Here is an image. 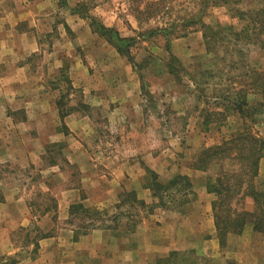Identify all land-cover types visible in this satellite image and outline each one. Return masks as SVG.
Masks as SVG:
<instances>
[{
	"label": "rangeland",
	"instance_id": "374dc122",
	"mask_svg": "<svg viewBox=\"0 0 264 264\" xmlns=\"http://www.w3.org/2000/svg\"><path fill=\"white\" fill-rule=\"evenodd\" d=\"M260 1L242 0L243 3L236 5L231 0H0L1 12H18L8 24L17 22L14 24L17 29H26L28 35L36 36L41 48L31 55L21 56L19 61L31 66L33 72L42 66L39 71L45 75L49 73L48 76H41L40 80L39 76L30 79L25 90L20 89L21 92L25 91L22 93L24 100L14 103L10 101V94L16 83L0 80V158H6L9 162L24 149H34V141L39 140H32V137L41 135L44 166L58 164L60 169H67L71 177L67 179L68 182L62 176L59 182L51 177L40 179V174L33 167L24 169L22 164L15 162L0 163L1 173L19 189L32 191L26 197L39 214L54 209L55 198L49 190L44 189L54 190L62 185V181L77 187L81 181L77 164L66 159V156L71 155L67 144L62 140L51 141L55 131L62 135L67 133L63 121L67 114L77 119L74 128L78 134L75 137L85 145L86 155L80 151L79 159L82 161L86 156L90 157L93 160L90 168L93 166L99 173L107 171L101 164L105 156L129 158L130 154L137 155L141 167V155L149 153L154 157L165 147H169L170 151L164 149L159 156L169 154L170 158H177L181 167L191 168L194 157L201 149L220 143L231 132L245 126L264 140V105L256 107V114L251 115V119H244L239 117L232 104L222 101L223 97L243 96L246 93L248 105L260 103L261 96L254 90H247L246 84L249 80L247 77H250L248 75L264 71V34H260L257 29H264V15L261 18L257 16L259 23H255L257 27L252 29L254 37L249 33V38L258 39V43L245 39L248 36L241 29L244 24L251 26L250 23L256 18L252 9L245 8L246 3L254 6ZM22 6L26 10L20 12ZM200 11L203 14L200 15ZM242 11L245 14L240 19L236 14ZM30 12L35 18H31ZM25 15L26 19L18 20ZM194 16H200V24ZM90 22L113 28L121 37H132L134 41L129 53L133 63L118 54L104 37L92 32ZM33 23L37 24V31L31 27ZM166 40L169 50L165 45ZM50 51L53 54L49 55ZM55 56H58V67L53 63ZM16 67L0 65V75L7 76ZM77 67L82 68L80 72ZM37 89L43 91L42 96L34 92ZM32 90L33 93L30 92ZM108 97L112 103H109ZM222 104L227 105V111ZM18 105L31 108V111L35 106L47 112L50 108L55 109V127H48L52 122L49 121V115H44L46 127L39 134L34 126L42 124V118L36 117V121L31 113L28 116L32 118L26 120L24 111L16 107ZM109 106L115 108V113H107ZM117 108L124 110L127 115L119 114L121 111H117ZM128 122L133 128L135 125L148 124V131L144 132L143 128L139 131L130 130L126 124ZM186 125L194 126L193 130H185ZM119 139L124 142H118ZM168 163V160L164 161L160 174L151 169L159 181L164 183L176 174L186 175L179 172L168 174ZM229 166L235 168L232 163ZM208 174L209 171H202L199 177L193 178L197 182L193 188L205 183ZM144 177L145 170L138 177V186L140 184L141 188L146 181ZM254 180L258 186H264V165L259 167L258 164ZM120 194L101 206H84L82 201L74 203L99 213L92 215L95 211L84 213L78 209L76 215L69 214L68 224L79 232L86 225L89 232L97 229L105 235L135 233L138 238H121V241L130 244L128 240H138L131 243L133 247L136 243L138 245L136 264L176 262L177 256L166 262L158 261L162 255L147 258L146 251L161 247L169 237L172 240L181 238V235L184 237L185 234L178 229L180 220L166 217L170 224L162 225L155 220L161 216L157 209H164L159 206L158 198L136 194L137 199L145 205L131 206L129 202L119 203ZM80 196L84 198L83 192ZM149 197L151 199L147 202ZM237 209H252L250 198H242ZM125 221L136 224L135 228L122 231ZM44 234L41 228L33 232H25L20 228L12 233L11 238L16 240V244L26 245L30 238L37 239ZM256 238L264 242L260 234H254L247 226L238 235L228 233L222 246L216 239L218 247L215 243L212 246L206 242L204 251H177H185L183 264H192L193 260L198 264H241L243 260L248 263L250 260L244 259L246 249L238 245L248 243L256 251L262 248ZM105 239L108 243L104 257L99 263L90 259L89 264H115V245L110 241L114 238ZM261 250L264 251V248ZM5 260H0V264ZM258 264H262V261L258 260Z\"/></svg>",
	"mask_w": 264,
	"mask_h": 264
},
{
	"label": "crops",
	"instance_id": "0c3cea01",
	"mask_svg": "<svg viewBox=\"0 0 264 264\" xmlns=\"http://www.w3.org/2000/svg\"><path fill=\"white\" fill-rule=\"evenodd\" d=\"M47 5H50V3ZM47 5L44 4V6ZM21 10H26L25 6H22L19 11L21 12ZM39 12L40 10H38L36 14L37 16L39 15ZM15 13L18 15V12L14 10L0 11V65L7 68L17 66L16 69L11 70L7 76L0 75V80L6 79L11 81L10 83H16L17 86L15 85L12 88L10 94V101L13 103L24 100L22 93L25 91L21 92L20 89L25 90L24 88L30 79L39 76L38 78L40 80V77L45 75L39 71L42 66L37 67L33 72V70L31 71L30 69L31 66L25 64V62L23 63L22 61H19L21 56L31 55V53H34L41 48L39 47L36 36L28 35L26 29H17V25H14L17 22L8 24L11 23L10 18L14 16ZM30 14L32 15L31 18H35L32 12H30ZM21 19H26V15L18 20ZM31 27H34V30L36 31L38 30L37 24L33 23L31 24ZM15 39H17V41H15ZM57 49L59 50V48ZM57 49L55 50L56 52L58 51ZM51 54H53L52 51L49 52V55ZM51 58L52 57H50V59ZM51 61L53 62V59H51ZM57 62L58 56H55L53 62L55 67H58ZM81 69L82 68L77 67V71L80 72ZM48 75L49 73L45 76ZM38 89L34 90V92H37L39 93V96H42L43 91ZM30 92L33 93V90ZM133 95H135V92ZM133 95L132 98H135ZM108 99L109 103H112L111 98L108 97ZM106 102L108 101L106 100ZM16 107H19L18 109L24 111L26 120L32 118H29L30 115L28 116V114L31 113L34 114L33 118H42V124L39 122L40 125L34 126L35 131L39 134L46 127V122H44L43 117L44 115H49V121L52 122L48 127L56 125L55 119H53V117L56 116L55 109L53 108H50L47 112V110L42 108L39 109L38 106H35L33 111L30 110L31 108L27 109L24 105H18ZM112 107L113 106H109L107 108V113H115V108L112 109ZM119 109L117 108V111H119ZM120 111L119 114L127 115L126 112L124 113V110L120 109ZM41 118H38V121H41ZM63 121L67 133L62 135L57 133L53 128L52 131H55V140L53 139L51 141L62 140L67 144L68 149L71 150V155L70 157L66 156V159L70 163L77 164V168L80 171V184L77 187L67 185L66 182L69 181L67 179L71 177L70 172L64 168L60 169L58 164L53 163L44 166L42 159L43 143L41 142V135L32 137V140H39V142L34 141V149H24L22 153L18 154L19 156L16 158L13 157L9 162L22 164L24 169L25 167H33L34 170L40 174V179L51 177L59 182V177L62 176L66 178V182L62 181V185L57 186L54 190L48 188L44 189V191H50V194L55 198L56 205L54 209H51L50 211L46 210L44 213L39 214L37 209L35 210L32 208V204L28 202V198L26 197L27 194L32 193V191L19 189V187L11 183L10 180L6 178L5 174L1 173L2 170H0V260L3 261L6 258H12L15 260L13 264H89V260L93 259L97 261L96 263H99V260L104 257V251L106 249V244L108 243L105 238H114V240L110 241L115 245L116 252H113L116 258L114 261L115 264H136L138 262V245L136 243L133 247L131 243L132 241L138 240L130 239L128 240L131 241L130 244L121 241V238H138L133 232H130L127 235H105L99 230L93 229L86 234L79 235L77 240H74V230L68 224L67 220L69 217L70 205L81 201L84 206L106 205L107 201L109 202L121 191H135V193L141 197L145 194L150 196L147 189L141 188L140 184L138 186V177L142 176L144 173L143 166L160 174L165 160H168L169 162L166 164L168 165L166 170L168 174L171 175L176 172L184 173L192 178L193 184L196 182L193 178L199 177L202 171L189 167H181L177 158H170L171 155L169 154H167L169 157L167 155H164L163 157L159 156L160 152L164 149L167 150L168 148V151H170L169 147H165L161 148L157 155H155L158 157H151L152 155L149 153L141 155L143 162L141 167L138 165L139 156L137 155L130 154L131 156H129V158L105 156L102 159L101 164L107 169V171L106 173H99L95 168H92L93 166L90 168L91 162H93L90 157L86 156L82 161L79 159V152L81 151L83 155H86V150L84 149V143L75 137L77 132L74 127L77 125V119L73 117L72 114H67L64 116ZM126 124L130 130L135 129L139 131L143 128L144 132L148 131L146 130V128L148 129V124L135 125L134 128L129 122ZM18 126L19 125H17V127ZM193 128L194 126L191 125L185 126V130L188 129L192 131ZM48 138H50V136H48ZM121 141L124 142L123 139L118 140V142ZM71 148H73V150ZM9 162L6 158H0V163ZM261 165H264V150L263 155L259 160V167H261ZM193 189L195 191L194 198L186 206L187 211L184 214L175 211H166V209H157L161 216L155 218L158 223L163 225L168 223L166 217H177L178 220H180L178 229L181 230L180 232L185 234V236L183 237L181 235V238H175V240H172L169 237L167 242H164L161 247H157L156 250L150 252L146 251L147 258L156 255L164 256L172 250L194 249L204 251V249H206V242H209L212 246L213 243H215L216 247H218L216 243L217 241H215L216 238L214 237L216 232L211 213V201L215 199V196L213 193H208L206 191L204 182L202 185L199 183V187L194 186ZM82 192L84 195L83 199H81L80 196V193ZM141 194H143V196ZM150 199V197L147 198V202L150 201ZM169 222H173V220H170ZM31 225L34 229L41 228L45 233L43 237L37 239L30 238L29 243L26 245L22 243L16 244V240L11 238L12 233L20 228L25 232H33L34 229L31 230ZM254 234L259 235V233L256 232H254ZM186 235L188 238H185ZM256 239L259 240L258 243H260V247H262L256 251H253L248 243L238 245L242 246L243 249H246V258L244 259L250 260L248 263L246 260H243V262L241 261V264H258V260H261L262 264H264V251L261 250L264 248V242L261 238ZM34 241H36V246H34Z\"/></svg>",
	"mask_w": 264,
	"mask_h": 264
},
{
	"label": "trees",
	"instance_id": "16d2710c",
	"mask_svg": "<svg viewBox=\"0 0 264 264\" xmlns=\"http://www.w3.org/2000/svg\"><path fill=\"white\" fill-rule=\"evenodd\" d=\"M222 2L229 0H220ZM232 3L240 5L242 0H231ZM246 9H252L254 12V20L249 24L242 26L243 34L247 35L253 43H258L257 40L249 38L250 35H254L253 28L257 26L255 23H259L257 16L261 18L264 15V0L258 2V5H251L246 3ZM204 11V10H203ZM203 11H200L203 14ZM245 11L238 12L236 15L242 19ZM196 21L200 24L199 17L194 16ZM92 32L102 36L110 43L120 55H123L131 63L132 56L129 53V47L133 43L132 37H121L113 28L106 27L98 22L96 25L90 22ZM260 30V34L264 29ZM258 30V32H259ZM205 31V30H204ZM210 32V31H209ZM214 35L213 32H210ZM250 33V35H249ZM205 36V33H203ZM143 36V35H142ZM254 37V36H253ZM168 41L165 45L167 50ZM264 47V38L263 44ZM247 77L248 83L246 84L247 90H254L261 96L260 103H256L253 106L247 104L246 93L243 96L235 95L233 97H223L222 101H226L227 104H232L233 109L238 113L239 117L244 119H251V115L256 114V107L264 105V71L253 72ZM217 98V96L215 97ZM223 109L227 111V105L222 104ZM220 113V112H215ZM259 115V114H258ZM264 149V140L260 138L255 132L247 126L237 128L230 133L228 138H224L220 143L204 147L201 149L192 161L191 168L207 172L209 174L205 178V189L208 193H213L215 199L211 201V213L213 217L216 239L218 244L222 246L228 233L240 234L248 226L251 231L259 233L264 240V186L260 187L255 184V177L258 173V164L262 156ZM235 168H230V164ZM146 181L142 185L144 189H147L152 198L159 199V206L161 208H168L180 214H184L186 206L194 198V191L192 190L193 183L191 179L183 174H176L169 178L166 182L162 183L158 180L157 174L148 167L144 166ZM215 170V172H213ZM144 177V179H145ZM120 204L127 203L132 205L144 206L145 203L142 200L137 199L135 191H121L119 195ZM248 197L252 201V209L243 210L237 209V205L241 202L242 198ZM167 202V203H166ZM118 205V204H117ZM169 205V206H168ZM78 209L86 211H95L92 213L98 214L97 210H91L84 208L82 204L70 205L69 214H77ZM97 211V212H96ZM134 223H127L125 221L122 224L123 230H133L135 228ZM84 230L79 232L78 229L73 232V239L77 240L79 235L86 234L88 226H82ZM40 236L38 238H41ZM36 245V244H35ZM185 251L172 250L164 255L162 258H158V261L166 262L171 257L177 256L176 262L171 264H183L185 259L182 258L185 255ZM174 260V261H175ZM14 259H7L1 264H13ZM192 264H198L196 261H192ZM208 264V263H204Z\"/></svg>",
	"mask_w": 264,
	"mask_h": 264
}]
</instances>
